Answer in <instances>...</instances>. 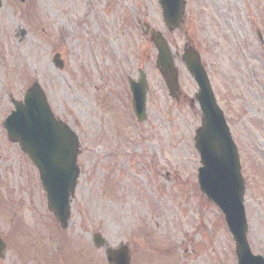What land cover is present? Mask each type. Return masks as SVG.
I'll use <instances>...</instances> for the list:
<instances>
[{"label": "rangeland", "instance_id": "1", "mask_svg": "<svg viewBox=\"0 0 264 264\" xmlns=\"http://www.w3.org/2000/svg\"><path fill=\"white\" fill-rule=\"evenodd\" d=\"M146 24L180 53L179 100L156 66ZM259 31L264 38V0H187L184 27L175 31L166 28L158 0H3L0 131L13 98L38 81L56 116L79 134L81 151L71 221L62 228L37 168L0 135V233L9 241L0 264H108L92 243L94 232L111 246L127 242L131 264H237L223 215L198 185L194 135L202 114L193 100L197 84L181 59L187 37L202 54L241 150L248 237L253 252L264 255ZM56 52L63 68L52 61ZM142 69L147 119L138 122L127 80Z\"/></svg>", "mask_w": 264, "mask_h": 264}, {"label": "water", "instance_id": "2", "mask_svg": "<svg viewBox=\"0 0 264 264\" xmlns=\"http://www.w3.org/2000/svg\"><path fill=\"white\" fill-rule=\"evenodd\" d=\"M164 20L170 29H175L183 20L184 0H159ZM1 4V0H0ZM22 34L25 30L21 31ZM158 50L156 64L165 77L170 94L179 95L178 70L165 36L151 31ZM182 58L199 85L196 98L203 118L196 130V146L201 154L199 184L211 201L225 213V218L236 241L239 264H264V257L251 251L244 207L245 181L237 146L232 139L225 116L215 101L213 90L200 54L186 46ZM56 66L63 67L60 54L54 56ZM134 109L140 120L146 117L147 79L144 72L139 80L131 81ZM16 109L5 120L9 137L20 143L40 171L47 191L48 204L61 225L67 226L70 219V198L74 193L80 173L77 164L79 138L73 129L58 120L47 101L45 92L34 83L25 93L24 101L15 104ZM97 246L102 245L100 234L94 235ZM5 243L0 238V255ZM108 259L113 264H129L127 246L108 250Z\"/></svg>", "mask_w": 264, "mask_h": 264}, {"label": "flooded vegetation", "instance_id": "3", "mask_svg": "<svg viewBox=\"0 0 264 264\" xmlns=\"http://www.w3.org/2000/svg\"><path fill=\"white\" fill-rule=\"evenodd\" d=\"M226 0H224V2H225ZM225 9L227 10V7H225ZM200 11H201V7L197 10V12H196V15H197V17H200ZM261 130H263V133H264V123L263 124H261ZM3 130L2 131H0V135H3ZM4 142H5V140H3ZM14 144H16V143H14ZM260 144H261V147H263V149L262 150H264V136L261 138V140H260ZM17 145V144H16ZM18 146V145H17ZM263 153V152H262ZM1 154H0V162H1ZM262 158V157H261ZM260 169H261V179H264V177H263V175H264V156H263V158H262V164H261V166H260Z\"/></svg>", "mask_w": 264, "mask_h": 264}]
</instances>
